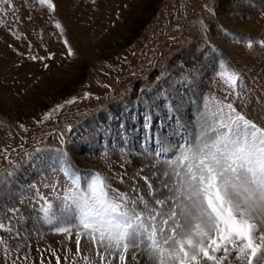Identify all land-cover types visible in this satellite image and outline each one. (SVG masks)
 <instances>
[{
    "label": "rangeland",
    "instance_id": "374dc122",
    "mask_svg": "<svg viewBox=\"0 0 264 264\" xmlns=\"http://www.w3.org/2000/svg\"><path fill=\"white\" fill-rule=\"evenodd\" d=\"M58 3V18L71 30L74 45L87 55L75 61L66 59L62 45L55 37L50 38L52 25H49L43 45L33 51L44 55L43 48L47 47L56 53V59L49 61L50 70L30 61L17 68L19 58L3 42L19 43L7 33L4 27L7 24L13 30L25 32L34 45L41 44L36 35L41 21L30 8L32 0H12L18 11L4 5L8 12L0 13V153L8 149L6 156L0 155V170L13 167L9 159L22 162L14 169L15 177L0 191V217L9 208L20 210L13 219V233L4 234L5 239L11 237V248L6 261L4 248L0 246V264H11L16 252L21 257L27 253L30 261L37 262L41 253L51 258L53 249L62 256H72L74 240L55 230L67 226L58 219L60 208L71 207L64 201L66 193L62 189L72 187L64 173L79 174L78 187L86 188L90 172L108 175L121 171L122 164L130 175L140 168L148 172L153 164L166 167L169 159H175L173 149L192 141L202 123L201 117L199 125H192L193 137L182 129L184 126L174 115V110L180 109L174 103L179 97L193 106L197 98L200 104L191 112L197 114L199 110L205 116L225 97L232 99L228 96L227 80L233 71L231 65L243 72L239 87L244 96L249 93L252 97L264 96V46L258 43L264 39V0H238L236 11L228 18L221 13L219 20L204 8V5L215 8L217 0H97L95 5L92 0H58ZM125 4L129 7L125 8ZM30 11L34 23L26 18ZM17 16L19 20L15 19ZM201 20L210 28L209 44L199 39L197 29ZM219 24L228 32L221 31ZM242 27L246 32L240 30ZM173 36L175 40L171 39ZM248 38L253 41L251 49L245 42ZM228 50L233 51L231 55L226 54ZM207 62L212 67L203 69ZM193 69L198 70L195 80L187 75ZM133 71L135 75H131ZM158 76L167 78L164 88L172 95L162 93L157 97L160 107L153 109L152 138L146 140L145 105L138 98L142 90L155 95L153 88ZM72 96L77 98L74 104L65 105L51 121L37 123L45 111ZM251 108L253 115H264L261 105L252 103ZM159 111L166 113L168 124ZM20 123L27 131L18 127ZM69 125L71 131L67 130ZM168 127L174 130L177 141L166 131ZM134 130L138 133L135 142L131 138ZM159 130L170 140L165 142L169 146L164 149L157 141ZM161 151L163 154L157 155ZM38 154L41 158L34 159ZM138 162L144 165L138 166ZM53 185H57L56 192L52 191ZM40 196L48 199L41 201ZM42 205L49 208L48 215L40 211ZM16 229L19 236L15 235ZM69 248L73 252H68Z\"/></svg>",
    "mask_w": 264,
    "mask_h": 264
},
{
    "label": "snow or ice",
    "instance_id": "6c2138e0",
    "mask_svg": "<svg viewBox=\"0 0 264 264\" xmlns=\"http://www.w3.org/2000/svg\"><path fill=\"white\" fill-rule=\"evenodd\" d=\"M96 2L92 0V4ZM237 3L238 0H217L215 8L208 5L204 8L219 20L221 13L228 18L235 12ZM4 5L12 6L13 12L18 11L12 0H0V13L7 14ZM30 8L41 21L40 31L36 33L40 45H34L25 32L4 24L7 33L19 42L3 41L6 48L19 58L17 68L22 67L24 61H30L39 62L43 69L50 70L49 61L56 59V53L47 47L43 48L44 55L33 51L34 47L43 45L49 25H52L49 36L55 37L62 45V55L66 59L75 61L87 55L74 45L71 30L58 18V0H32ZM26 18L35 22L31 11ZM15 19L19 20V17ZM218 27L228 32L223 24ZM197 31L199 39L209 44L208 25L201 20ZM245 42L249 49L253 47L251 38ZM258 43L264 46V39ZM231 67L233 71L227 80L228 96L232 99L225 97L224 102L202 116L194 139L186 141L183 146L177 145L173 149L175 159H169L166 167L153 164L148 172L140 168L130 175L122 164L121 171L116 173L90 172L86 188L78 187L79 174L64 173L72 184L70 189H62L66 193L64 201L71 207L60 208L58 219L67 226L55 230L66 234L70 241L74 240V252L68 249L73 252L72 256H62L53 249L51 258H45L41 253L37 262L30 261L27 253L21 257L16 252L11 264H264V115H253L251 108L252 103L264 108V96L252 97L251 93L244 96L239 87L243 72L234 65ZM197 71L193 69L187 75L195 80ZM39 79L36 77L37 81ZM156 80L155 95L142 90L138 98L145 105L146 140L152 138L153 109L160 107L157 97L162 93L172 95L164 88L166 77L158 76ZM76 99L72 96L63 104L49 108L37 123L51 121L65 105L74 104ZM182 99L179 97L174 103L182 106ZM18 127L27 131L23 123ZM67 130L71 131L70 125ZM157 141L161 149L169 146L159 137ZM7 154V148L0 153ZM162 154V151L157 153ZM28 155L32 156L31 153ZM40 158L39 154L34 157ZM8 163L13 167L0 170V191L15 177L14 169L22 162L9 159ZM56 187L52 186L53 192ZM39 198L41 201L48 199ZM19 211L9 208L0 217V233H3L0 234V246L4 248L6 261L11 237L5 239L4 234L13 233V219ZM40 211L49 214V208L43 205ZM15 235L19 236V229Z\"/></svg>",
    "mask_w": 264,
    "mask_h": 264
},
{
    "label": "bare ground",
    "instance_id": "6f19581e",
    "mask_svg": "<svg viewBox=\"0 0 264 264\" xmlns=\"http://www.w3.org/2000/svg\"><path fill=\"white\" fill-rule=\"evenodd\" d=\"M62 10H63V8H62ZM233 21H237L236 23H239V20L237 19V18H234V20ZM70 28L73 30V32L75 33L76 32V30L74 29V27H73V25H71V23H70ZM246 28L245 27H242V29H240V30H242V31H244V32H246V30H245ZM195 35V34H194ZM77 36V35H76ZM79 40H81V39H79ZM81 41H83V39L81 40ZM80 41V42H81ZM83 43H85L84 41H83ZM82 43V44H83ZM86 44H84V46H85ZM230 50V49H229ZM228 50V52L226 51V54H232V52L233 51H229ZM211 62H212V60H211ZM211 62H207L206 64H204L203 65V69H206V68H211L212 67V65H211ZM1 97V96H0ZM183 98V97H182ZM1 102V101H0ZM140 102V101H139ZM196 104H195V106H193L192 105V103L191 102H188L187 100H186V98H183L182 99V106H180V109L179 110H174V115H176L177 116V118L181 121L180 123H182V125L184 126V127H182V129L183 130H185L186 131V133L188 132L189 134H191L192 135V137H193V127H192V125L193 124H195V125H199V121H201V120H199L202 116H203V113H200L199 114V110L197 111V114L195 113V111L194 112H191L193 109H195V108H197L198 106H199V102H198V99L196 98ZM132 104H133V102H131ZM141 103V102H140ZM4 104V103H3ZM134 105V104H133ZM132 105V106H133ZM133 107H135V106H133ZM193 108V109H192ZM115 110H118L119 112H121L119 109H115ZM114 110V111H115ZM170 112V111H169ZM161 116L163 115L164 116V118H163V120H164V123L166 124H168V117H166V113L164 114V113H162V111H159L158 112ZM158 114V115H159ZM123 115H125V113H123ZM171 115H173L172 113H171ZM155 116V115H154ZM169 116V115H168ZM198 123V124H197ZM162 126H164V125H162ZM178 126H180V125H178ZM194 126V125H193ZM166 126H164V128H165ZM175 128V127H174ZM160 131V136H159V138L160 139H163V140H165V142H168L169 143V139H167V138H165L164 136H163V134L161 133V131H163V130H159ZM166 131H170L171 132V138H174L176 141H177V139L175 138V136H173L174 134V130L172 129V127H168V129H166ZM178 132V131H177ZM138 133L136 132V130H134V131H132V139H133V141L135 142V138H134V136H136ZM175 140H171V141H175ZM138 161V160H137ZM139 163V162H138ZM144 165V163L143 162H140L139 164H138V166H143ZM132 169V168H131ZM134 170V169H133Z\"/></svg>",
    "mask_w": 264,
    "mask_h": 264
}]
</instances>
